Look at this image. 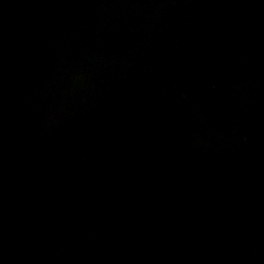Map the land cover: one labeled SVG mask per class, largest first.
<instances>
[{"label": "water", "instance_id": "1", "mask_svg": "<svg viewBox=\"0 0 264 264\" xmlns=\"http://www.w3.org/2000/svg\"><path fill=\"white\" fill-rule=\"evenodd\" d=\"M0 264H264V0H0Z\"/></svg>", "mask_w": 264, "mask_h": 264}]
</instances>
